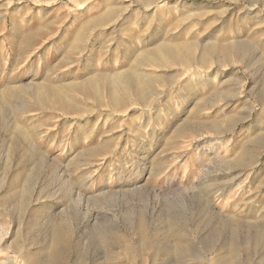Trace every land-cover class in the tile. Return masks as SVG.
I'll list each match as a JSON object with an SVG mask.
<instances>
[{
  "label": "rangeland",
  "instance_id": "rangeland-1",
  "mask_svg": "<svg viewBox=\"0 0 264 264\" xmlns=\"http://www.w3.org/2000/svg\"><path fill=\"white\" fill-rule=\"evenodd\" d=\"M163 41L235 46L136 62ZM126 71L149 106L110 104ZM50 216L61 264H264V0H0V264L42 259Z\"/></svg>",
  "mask_w": 264,
  "mask_h": 264
},
{
  "label": "bare ground",
  "instance_id": "bare-ground-1",
  "mask_svg": "<svg viewBox=\"0 0 264 264\" xmlns=\"http://www.w3.org/2000/svg\"><path fill=\"white\" fill-rule=\"evenodd\" d=\"M140 1H142V0H140ZM158 5L159 4H157V6ZM145 6L151 7V4L150 3L147 5L145 4ZM225 46H222L221 43L219 44V42L218 43H211V44L202 43L200 45L201 54L199 56H196L195 52L193 50V46L189 42H187V44L181 45V44H172V43L163 41L162 43L158 44V46L151 48L150 50H148L146 52L140 53L139 56L136 58V62L138 64H145V63H151V62L159 63V64H170L173 61H177L180 64H184V65H191V64H198V63L204 64V63H207L209 60H211L212 56L213 57H215V56L226 57L228 50L234 48L235 45H233V44L227 45L226 44ZM195 47H197V46H195ZM188 74L190 75L189 82H188V84H190V86L192 85L193 80H195V81L197 80L196 82H199V84L202 86L201 81L209 79V77H207L206 74L204 75L200 71H191V72L189 71ZM210 78H211V76H210ZM214 78H215V76H214ZM107 80L110 83H112L110 86V93H109L110 104H113L115 107H118V106L124 104L125 103V95L127 97L128 92L132 91L134 96L136 97L137 101L142 102L144 106H149L146 104V100H147V97H150L153 94V93H151L152 92L151 91L152 78H150L148 76H144V77H142L141 80H139V75H136L134 72L126 71V72L122 73L118 79L120 83L122 82L126 85V88L122 89V92H121V89L119 88L120 87V85L118 84L119 82L114 83L115 79L112 78L110 75H108ZM207 83H209V82H207ZM97 87H98L97 83H95L94 81H90L83 88L85 90H89V91L92 90V92H94L96 94V93H98ZM45 101H46L45 99L38 97V104L39 105L40 104L45 105ZM47 105H48V103H47ZM63 106L76 107V104H74V102H72L71 100L64 99L62 97V95L57 93L56 94V107L59 109H63L65 111ZM52 107H54V106H52ZM66 110L69 111L68 108ZM228 117L229 116H227V118ZM230 121H232V119H230L229 122ZM214 124H215V127L218 128L217 123H214ZM219 130L217 129V131H219ZM56 219H58V220H56ZM67 219L68 218H64L61 216L58 218H54L53 216L49 217V220H50L49 223L51 224L49 226V227H51L49 234H50L51 240L48 241V243L45 245V249L43 248L44 250H46L48 248L49 251L46 252L45 254H43L42 259L34 261V262L28 261V264H61L62 255L66 251V244L65 243H66V239L68 237L67 236L68 234H63L60 232V230L65 225L69 224V221ZM96 235L98 237H101V238L111 237L112 239H114L118 242H120V240H121L120 235H118V233H115L114 230H112L111 233L109 234L106 232V230H102L101 228H99ZM77 264H82V263L77 262ZM101 264H109V263L107 261H104V262H101Z\"/></svg>",
  "mask_w": 264,
  "mask_h": 264
}]
</instances>
